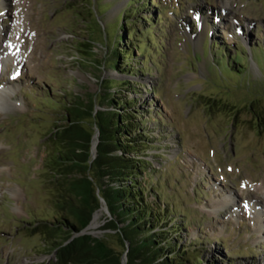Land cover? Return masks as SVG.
Returning a JSON list of instances; mask_svg holds the SVG:
<instances>
[{
	"label": "rangeland",
	"instance_id": "rangeland-1",
	"mask_svg": "<svg viewBox=\"0 0 264 264\" xmlns=\"http://www.w3.org/2000/svg\"><path fill=\"white\" fill-rule=\"evenodd\" d=\"M73 1L0 0V50L21 49L0 72V91L8 88L0 92V264L52 260L27 230L54 217L40 174L45 134L63 123L72 95L115 91L106 80L130 81L121 94L134 100L127 109L150 134L138 148L148 161L138 181L144 201L167 219L156 230L169 229L189 264H264V129L248 106L264 95V0H151L150 7L147 0H91L100 26L91 67L76 42L93 26L77 20ZM121 36L119 45L136 50L130 68L117 63L119 72ZM102 104L96 109L108 100ZM100 208L96 229L86 232L120 250L115 232L103 229L111 217L104 201Z\"/></svg>",
	"mask_w": 264,
	"mask_h": 264
},
{
	"label": "trees",
	"instance_id": "trees-1",
	"mask_svg": "<svg viewBox=\"0 0 264 264\" xmlns=\"http://www.w3.org/2000/svg\"><path fill=\"white\" fill-rule=\"evenodd\" d=\"M92 4L91 0H75L68 4L77 20L93 26L87 29L84 43L76 42L81 61L89 63V67L95 64L94 45L100 27L94 18ZM133 36L137 40L135 47L140 48L143 55L142 36ZM130 37L128 35L125 41L132 44ZM122 41L124 36L118 37L114 49V67L119 72L122 70L117 63L130 68L128 55L134 50L130 45H119ZM216 61L224 63L223 59ZM231 64L225 63L226 67ZM106 82L111 83L108 88L116 90L98 96L99 99L72 95L64 106L63 123L54 125L45 134L46 157L40 174L46 178L45 184L51 193L54 217L36 220L27 230L38 234L47 254H53L49 264H189L183 252L176 253L177 246L166 236L170 234L169 229L156 230L158 220L167 219L161 218L142 196L144 187L138 177L148 161L137 154L140 155L138 148L145 145L143 140L150 134L141 131L143 120L136 121L138 112L127 109L134 100L121 94V86H129L130 81ZM128 88L133 93L138 92L134 87ZM262 99L264 95H259L248 105L257 129H264ZM107 100L106 109H96V105L102 107ZM213 101L210 99L209 105L214 106ZM231 111L234 116L237 114L236 109ZM97 133L96 155L93 156V140ZM136 141L143 143L137 145ZM101 201L105 202L111 216L103 229L115 232L120 250L89 233H81L100 209Z\"/></svg>",
	"mask_w": 264,
	"mask_h": 264
},
{
	"label": "bare ground",
	"instance_id": "bare-ground-1",
	"mask_svg": "<svg viewBox=\"0 0 264 264\" xmlns=\"http://www.w3.org/2000/svg\"><path fill=\"white\" fill-rule=\"evenodd\" d=\"M204 34V33H203ZM203 34H202V36H203ZM3 88H2V90L0 91V92H3ZM4 91H8L7 89H5ZM1 97V96H0ZM5 97V96H4ZM1 100L3 99V98H0ZM6 106V105H5ZM1 108V107H0ZM100 209H102V208H100ZM100 215V211H98V212H96L95 213V215H94V218H93V220H92V222H91V224L89 225V227H88V230H90V229H94L95 227H96V221H97V218L98 217H100L99 216ZM96 229V228H95Z\"/></svg>",
	"mask_w": 264,
	"mask_h": 264
},
{
	"label": "water",
	"instance_id": "water-1",
	"mask_svg": "<svg viewBox=\"0 0 264 264\" xmlns=\"http://www.w3.org/2000/svg\"><path fill=\"white\" fill-rule=\"evenodd\" d=\"M97 136H98V133L94 136V140H93V147H92V153H93V156H95L96 155V145H97V143H98V139H97ZM89 226V225H88ZM88 226L84 229V230H82V234H84V233H88V232H86V229L88 228ZM123 258H125V257H123ZM124 261H125V259H124Z\"/></svg>",
	"mask_w": 264,
	"mask_h": 264
},
{
	"label": "snow or ice",
	"instance_id": "snow-or-ice-1",
	"mask_svg": "<svg viewBox=\"0 0 264 264\" xmlns=\"http://www.w3.org/2000/svg\"><path fill=\"white\" fill-rule=\"evenodd\" d=\"M230 170H231V169H230ZM241 186L243 187L244 184H242ZM244 207H245V209H247V207H248V203H247V202H244Z\"/></svg>",
	"mask_w": 264,
	"mask_h": 264
}]
</instances>
